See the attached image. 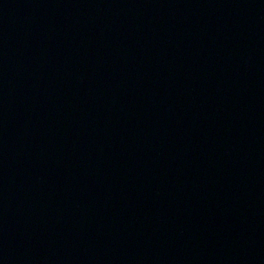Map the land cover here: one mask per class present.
Masks as SVG:
<instances>
[{
  "label": "water",
  "instance_id": "95a60500",
  "mask_svg": "<svg viewBox=\"0 0 264 264\" xmlns=\"http://www.w3.org/2000/svg\"><path fill=\"white\" fill-rule=\"evenodd\" d=\"M0 264H264V0H0Z\"/></svg>",
  "mask_w": 264,
  "mask_h": 264
}]
</instances>
